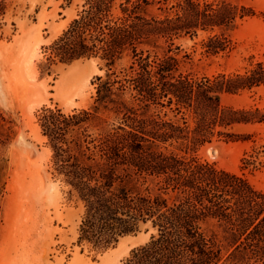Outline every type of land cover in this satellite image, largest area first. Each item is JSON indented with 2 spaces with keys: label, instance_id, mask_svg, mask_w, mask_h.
<instances>
[{
  "label": "trees",
  "instance_id": "16d2710c",
  "mask_svg": "<svg viewBox=\"0 0 264 264\" xmlns=\"http://www.w3.org/2000/svg\"><path fill=\"white\" fill-rule=\"evenodd\" d=\"M116 1L86 0V9L51 47L61 63L106 61L111 72L97 79L94 113L49 110L40 119L56 174L84 208L79 244L105 251L151 224L156 230L151 241L133 250L124 264H264V193L241 177L160 147L172 141L194 149L217 133L224 135L217 132L221 127L251 123L246 111L223 110L221 95L264 85V63L244 74L198 82L174 74L177 59L151 63L139 51L142 44L172 41L182 32L227 30L237 8L186 0L175 17L158 19L140 13L150 0H127L121 5L124 16L115 17ZM242 11L240 18L248 15ZM211 42L223 48L227 41L215 36ZM127 52L135 60L132 73L113 71ZM127 93L146 112L176 105L178 113H192L194 127L159 115L138 118L124 99ZM110 107L132 122L131 129L90 133L95 113ZM213 222L232 249L226 261L218 235L209 229Z\"/></svg>",
  "mask_w": 264,
  "mask_h": 264
},
{
  "label": "rangeland",
  "instance_id": "374dc122",
  "mask_svg": "<svg viewBox=\"0 0 264 264\" xmlns=\"http://www.w3.org/2000/svg\"><path fill=\"white\" fill-rule=\"evenodd\" d=\"M194 1L202 6L227 3L236 7L234 25L227 30L200 29L188 35L182 32L172 41L142 44L139 51L144 57L149 56L151 63L173 57L179 63L174 74L198 82L244 74L257 63H264V0ZM126 2L116 1L115 17L124 16L121 5ZM85 3L0 0V264H124L133 250L149 243L156 233L151 224H146L105 251L79 244L84 208L56 174L52 149L42 133L40 119L49 110L94 113L97 79L111 72L100 57L66 64L51 53L52 45L86 9ZM185 3L150 0L140 13L147 18H172ZM242 8L248 14L244 18H240ZM215 36L222 41L226 38V47L217 48L220 45L211 42ZM134 61L127 52L113 71L131 74ZM124 99L134 107L138 118L159 115L179 125L186 120L194 127L192 113H178L176 105L153 107L146 112L137 102L133 104L130 93ZM221 108L246 111L253 121L221 127L217 132L224 135L217 133L212 142L194 149L171 141L160 144L161 150L241 177L264 193V85L222 94ZM131 124L110 107L95 113L89 132L96 136L119 126L130 130ZM209 229L218 235L226 261L232 249L222 230L214 222Z\"/></svg>",
  "mask_w": 264,
  "mask_h": 264
}]
</instances>
